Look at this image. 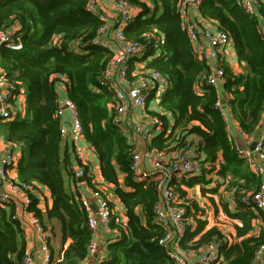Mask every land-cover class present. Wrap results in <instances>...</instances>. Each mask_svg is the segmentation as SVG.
<instances>
[{"label": "trees", "instance_id": "1", "mask_svg": "<svg viewBox=\"0 0 264 264\" xmlns=\"http://www.w3.org/2000/svg\"><path fill=\"white\" fill-rule=\"evenodd\" d=\"M89 1L0 0V30L15 28L11 38L21 43L19 50H11L5 44L0 46V67L12 94L19 96L24 91L26 107L23 117L2 124L3 136L11 144H21L18 181H36L50 191L52 204L46 207L45 214L38 209V198L34 195L30 209L44 229V217L55 218L60 222L62 240L71 239L62 259L55 264L81 261L87 255L92 236L79 200L64 186L62 173L67 164V149L61 157V121L56 116L59 102L56 85L57 80L63 79L67 98L76 106L85 140L97 154L100 174L106 183L113 185V193L122 202L127 217L125 224L111 217L110 228H116L119 236L106 245L100 264H174L159 243L166 227L157 222L153 212L158 199L155 185L134 178L130 168L133 146L113 122L109 106L112 91L99 85L111 52L90 43L101 21L88 9ZM124 1L139 8L124 27L125 37L142 42L151 35L152 43L140 58L150 57L146 68L167 79L159 105L170 113L173 122L165 135L169 127L166 115L150 111L160 118L162 128L149 146L165 151L168 145L179 147L197 138L203 166L184 176L183 183L188 187L205 185L212 181L206 175L216 174L223 181L216 180L208 191L216 194L221 183H225L234 209L222 197L220 205L240 223L234 225L239 240L224 241L221 229L208 226L206 219L199 218L197 204L191 202L187 204V216L193 218V223L187 224L179 245L185 250H195L216 240L225 264H254L255 251L264 243V227L258 234H250L252 220L264 215L251 201L245 202L243 195L258 188L259 178L238 156L228 137L225 120L215 106L217 88L205 81L208 65L196 56L182 27L179 0ZM255 6L254 15L245 12L241 0H202L200 6L201 16L217 22V27L229 36L237 60L244 63L245 73L237 75L225 63L220 66L225 78L222 87L229 96L227 103L239 129L247 134L255 131L264 104V34L260 31L264 25V0H255ZM55 37L59 38V44L53 43ZM73 43L79 51L71 47ZM127 77L132 78L130 69ZM199 83L201 92L196 91ZM218 157L221 162L217 169ZM86 175L84 178L91 184ZM119 176L123 178L122 185ZM174 190L185 198L186 191L177 184ZM200 191L205 193L207 189L202 187ZM208 201L216 210L214 198L208 197ZM24 247L22 225L0 206V264H21Z\"/></svg>", "mask_w": 264, "mask_h": 264}, {"label": "built area", "instance_id": "2", "mask_svg": "<svg viewBox=\"0 0 264 264\" xmlns=\"http://www.w3.org/2000/svg\"><path fill=\"white\" fill-rule=\"evenodd\" d=\"M201 3L202 0H179L178 9L182 27L192 42L194 53L208 65L209 70L205 81L216 86L225 81L224 70L216 61L230 40L222 29L207 25V19L200 14ZM241 3L248 14L256 13L255 0H241ZM88 9L101 21L90 43L109 49L111 52V57L99 79V85L112 91V101L109 105L112 110V119L125 132L128 113L134 108L143 109L147 106V93L143 86H130L126 83L128 63L144 53L145 48L152 43L151 35L145 36L142 42L125 37L124 27L134 18L139 8L124 0H110L109 11L96 7L94 1L90 0ZM110 20L112 24L109 23ZM110 27L112 28L111 41L106 38ZM14 30L15 28L0 30V46L5 44L11 50L21 48L20 41H14L11 38ZM260 31L264 34V25L260 26ZM200 40L207 46L202 45ZM3 74V69L0 67V123L24 116V108L19 102L20 95L12 94ZM149 75L158 86L166 85L167 79L160 72L151 70ZM215 106L224 119L225 107L219 95ZM65 109L70 112L69 121L60 123V135L62 140L70 139L78 163L73 168V176L76 181L78 180V184L84 183L86 186L87 180H84V176L88 171L89 145L85 140L75 104L68 98L59 99L56 116L60 118ZM262 115L264 117V104ZM146 119L155 128H162L161 120L157 115L147 116ZM239 132L243 133L241 129ZM133 133L141 136L148 143L153 137L152 130L141 123L133 126ZM235 149L238 156L246 161L250 171L259 178L258 188L245 192L243 200L251 201L256 209L264 211V130L253 141L251 148L235 146ZM18 158V155L11 150L0 155V204L9 205L12 219H17L23 226L33 229L36 246H25L21 264H55L62 259L63 251L68 244H63L57 256L52 254L48 233L41 225L39 218L30 210L31 195H35L38 190L31 183H20L9 175V169L17 166ZM201 159L202 152L198 149L197 138L183 145L172 156H168L164 150L151 146L143 151L137 149L132 151L130 168L134 178L154 183L157 190L158 199L154 204L153 212L157 222L166 227V233L159 239V243L164 246L174 264H218L221 260L220 245L215 240L205 242L195 250H185L179 245L187 224L193 222V218L187 216V201L176 193L175 184L184 176L194 174L201 167ZM86 176L89 177L92 189L89 191V196L79 198V203L86 214V224L92 237L87 244L86 257L73 264H89V260L97 256L101 249L98 231L99 229L110 230L113 213L111 199L103 187L105 184L97 183L91 173ZM79 178L82 179L79 180ZM93 184H95L94 187ZM93 204L96 205V211ZM263 253L264 243L260 244L255 251L254 264H264ZM192 255H196L197 259L192 260Z\"/></svg>", "mask_w": 264, "mask_h": 264}, {"label": "crops", "instance_id": "3", "mask_svg": "<svg viewBox=\"0 0 264 264\" xmlns=\"http://www.w3.org/2000/svg\"><path fill=\"white\" fill-rule=\"evenodd\" d=\"M93 1H94V5L96 7H99L101 9H105L108 11L110 10L109 9L110 0H93ZM138 11H139V9H138ZM109 23L112 24V21L110 20ZM206 23L211 28L217 27V22H215L212 19H207ZM106 36H107L106 37L107 40H109V41L112 40V28L111 27L109 28L108 32L106 33ZM53 43L59 44V38L58 37L53 38ZM201 43L205 47L207 46V44L204 41L203 42L201 41ZM71 47L73 49H75L76 51H79L76 43L71 44ZM142 55L134 58L132 61H130L128 63L127 70L130 69V76L132 78L127 77L126 83H127V85H130V86H141V85L143 86L144 90L147 93V106L143 109L134 108L130 113H128V115L126 117V121H125L126 131L123 132L124 134L127 135V140L133 146V149H137L140 151H143L145 148L149 147L150 143L144 141V139L141 136L133 133V126L134 125L141 123L144 126L150 128L153 132V136L156 135L157 133H159L161 129H157L153 125H150L146 119L147 116L156 115L155 113H150V111L157 112L158 114H165L166 115L169 127L167 128L165 135H167L168 132L170 131V126L172 125V122H173V119H172L170 113L163 110L161 108V106L159 105L160 97H161L163 91L165 90L166 85L163 87H160L150 78L149 73H150L151 69L146 68V63L150 59V57H147V59L146 58L141 59L140 57H143ZM139 59H141V60H139ZM216 62L219 65H221V63H225L226 66H228L230 68V70L236 75L245 73L244 63H240L237 60L235 51H234L233 46L230 42L220 52L219 59H217ZM57 81L58 82H57L56 88H57V94H58L59 99H67V88H66L65 84L63 83V79H61V80L59 79ZM200 87H201V85L197 84V86H196L197 92H199V91L201 92ZM216 88H217L218 94L221 98V102L225 107L224 113H225L226 117L224 119H225L226 130H227V134H228L229 139L233 142V144L235 146H238L239 148H247V147L251 148L253 141L264 130V117H263V115L261 114V119H260V121H259L258 125L256 126V129L253 133H251V134H247L245 132L240 133L239 127L237 125V121L233 115V110H232L231 106L227 103V98L229 96H227L226 93L224 92L223 87H222V83H219L218 85H216ZM149 95H150V97H148ZM19 102H20L21 106L24 108V114L23 115H25V112H26L25 93L23 90H22L21 95L19 96ZM69 113H70L69 110L65 109L63 111V115L60 117L59 120L61 122L62 121L68 122L69 121ZM3 123H0V155L5 153L7 150H11V151H14L18 155V157H20L21 144L20 143H13L11 145L9 142H7L4 139L3 132L1 129V126ZM65 147L67 149V156H66L67 157V164H65L66 168L63 169V173H62L63 180H64V186H65L66 191L69 194H72L76 200L77 199L79 200V198L81 196H89V191H90V189H92V184H89L87 182V185L85 186L84 183H80V184L77 183L78 180L76 181L74 176H73L74 175L73 168H75L78 163H77V160L75 158L72 143H71L69 138H65V140H62V142H61V146H60V156L61 157L63 156V154L65 152ZM181 147L182 146L172 147L171 145H168L167 147H165V153H167L168 156H172L179 149H181ZM89 150H90V157H89V162L87 165V170H88L87 174L91 173L93 175V177L95 178L97 183H104L105 184V186H103V187H104L105 191L107 192L108 196L110 197L112 207H113L112 216L115 219V221H120L122 224H125L126 220H127L125 208H124L122 202L120 201V199L115 195V193H113V185L110 183H106L104 181V179L102 178V176L100 174L97 154L94 151L93 147L90 145H89ZM217 161L218 162H217L216 166L218 169L219 163L221 162V157H218ZM201 166H203V165L201 164ZM68 172L71 174L69 175ZM9 175H11L16 180H18L17 166L9 169ZM209 177L212 179V181L208 184H205V185L194 184L193 186L188 187L186 184L183 183L185 180L184 178H182L176 184L178 187H180L184 191H186V196L184 198L186 201H187V198L190 197L189 193L193 192V193H191L192 199L190 201H188V204L191 202H194L197 204V209L203 208V212L200 213V211H199V213L201 214V215H198L199 218L206 219L208 221L207 222L208 226H216L220 229H221V227L222 228L224 227L228 232L231 233V235L228 236L222 231L224 233V236H225L224 241H227V242L238 241L239 238H236V236H235L234 225L240 224L239 221L229 217L223 211L222 206L220 205L219 199H216V195L218 193L214 194V193H210L208 191V189H211L215 186L216 180L218 182L223 181V180L220 177L217 178L216 174L206 175V178H209ZM87 178L89 179L88 176H87ZM122 179H123L122 176H119V182L121 185H122ZM84 180H87V179L84 178ZM31 184L33 186H35L36 189L38 190L36 192V194L34 195L35 197L38 198L37 207H38V209H40V211H42L43 214H45L46 207L47 206L50 207L52 204V198L50 195V191L46 185L40 184L39 182L32 181ZM89 185H91V186H89ZM94 186H95V184H93V187ZM202 187L207 189V191L205 193H201L200 190ZM221 188L224 189L225 195L229 198H225V196H223V195H218L219 198L222 197L223 199L230 201L229 202V204H230L229 208L231 210H233L234 209V206H233L234 201L231 198V192L226 191L225 183H221V185L218 187V191ZM208 197L214 198V200L216 202V210L209 203ZM232 203H233V205H232ZM0 206L3 207L7 211V213H9V211H10L9 205L0 204ZM30 210L33 212L32 209H30ZM222 212H224L226 215V216L225 215L224 216L227 217V219L225 220L226 222L228 219L232 221L231 226H229L227 224L219 223L217 221V220L223 221L220 217V214H222ZM262 212L264 215V211H262ZM43 222L46 226L45 230L48 233L49 248L55 254L54 256H57L59 254L60 250L62 249L63 244L64 243L69 244L71 242V239L67 238L65 241L62 240L60 245H58V247L56 248L53 234L50 231L52 228H50V226L54 227L55 225H58L59 230H60V234H61L60 222L55 218L47 219L46 217H44ZM190 223H193V222H190ZM262 227H264V217L262 218L259 216L255 219H253L252 220V230L250 231V234H254V235L258 234L259 230ZM22 229H23L25 246H28V245L33 246V247L36 246V240L34 238L33 229H31L29 227L27 228L23 225H22ZM118 236H119V232H117L116 228H110V230H108V231H103L102 229H99L98 238H99L100 243H101V249L99 250L97 256H93L89 260V264H100V257L104 256L106 254V245L110 241L117 239ZM61 239H62V237H61ZM220 255H221V253H220ZM191 257H192V260L197 259L196 255H192ZM263 259H264V253H263ZM218 264H225V260L223 259L222 255H221V260Z\"/></svg>", "mask_w": 264, "mask_h": 264}, {"label": "rangeland", "instance_id": "4", "mask_svg": "<svg viewBox=\"0 0 264 264\" xmlns=\"http://www.w3.org/2000/svg\"><path fill=\"white\" fill-rule=\"evenodd\" d=\"M191 193H193V192H190L189 194H190V197H188L187 198V204H188V201H190L191 199H192V197H191ZM218 195H223V196H225V198H229V197H227L226 195H225V191H224V189H219V191H218V194L216 195V199H219V196ZM230 202V201H229ZM232 205H233V203H232ZM199 211H200V213L201 212H203V208H198L197 209V212L196 213H198L199 215H201L200 213H199ZM225 215V213L224 212H222V214H220V217H221V219L223 220V221H219V220H217L219 223H222V224H227V225H229V226H231V223H232V221L231 220H227V222L225 221L226 219H227V217H225L224 216ZM50 228H52L50 231H51V233L53 234V237H54V241H55V247L57 248L58 247V245H60V243H61V241H62V239H61V234H60V230H59V227H58V225H55L54 227H52V226H50ZM221 231H223L226 235H228V236H230L231 235V233L230 232H228L224 227L222 228L221 227Z\"/></svg>", "mask_w": 264, "mask_h": 264}, {"label": "water", "instance_id": "5", "mask_svg": "<svg viewBox=\"0 0 264 264\" xmlns=\"http://www.w3.org/2000/svg\"><path fill=\"white\" fill-rule=\"evenodd\" d=\"M80 180L82 179V178H79ZM93 208H94V210L96 211V205H93Z\"/></svg>", "mask_w": 264, "mask_h": 264}]
</instances>
